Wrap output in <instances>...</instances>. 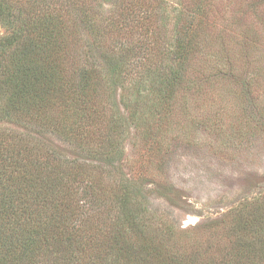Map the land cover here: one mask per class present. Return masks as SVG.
<instances>
[{
  "label": "rangeland",
  "instance_id": "1",
  "mask_svg": "<svg viewBox=\"0 0 264 264\" xmlns=\"http://www.w3.org/2000/svg\"><path fill=\"white\" fill-rule=\"evenodd\" d=\"M8 3L11 16L0 17V139L26 149L0 150V168L11 171L33 153L66 171L86 170L92 213L105 220L129 184L133 214L123 227L107 219L105 264H264V0ZM39 6L57 19L65 57L58 71L66 82L48 96L83 99L73 88L83 71L93 78L87 85L104 83L78 102L80 120L95 132L87 142L67 137L65 124L36 111L30 96L23 110L8 103L1 82L20 34L34 35L27 27ZM116 112L122 132L110 133L108 149ZM10 188L0 177V192ZM118 237L125 255L116 254ZM42 250L47 258L36 264H61Z\"/></svg>",
  "mask_w": 264,
  "mask_h": 264
},
{
  "label": "trees",
  "instance_id": "2",
  "mask_svg": "<svg viewBox=\"0 0 264 264\" xmlns=\"http://www.w3.org/2000/svg\"><path fill=\"white\" fill-rule=\"evenodd\" d=\"M9 1L0 0V17L3 19L11 16L12 8L8 9ZM39 7L37 11L43 13L37 15L33 23L27 27L34 35H29L25 31L20 34L22 44L12 59V69L5 74L4 83L1 82L10 92L8 103L13 105L15 110L17 107L23 110L30 96V100H35L32 106H35L36 111H47L65 124L64 131H69L67 137L87 142L92 140L91 134L94 131L91 129L92 124L86 126L80 120V115L84 113L77 107L78 102L81 104L83 100H90L88 95L90 91L99 90L101 93L104 83L98 78L87 85L93 78L87 71H83L79 74L81 80L78 84L74 83L73 87L75 92L76 89L84 91L83 99L60 104L56 98L48 96L50 91L54 90V86H63L66 82L65 76L58 71L59 66L64 65L65 57L56 39L54 20L57 19L48 13L45 6ZM92 21L94 19L88 21L90 28L94 26ZM82 81H84L82 87H78ZM108 91L111 94L113 88L110 87ZM111 117L116 123L107 133V144L103 143L108 149L115 147V143L110 140V133L118 136L122 132L120 115L116 112ZM88 118L90 120L91 116ZM0 140V150L7 148L20 155L25 154L20 152L25 151L26 142L17 141L10 147L9 144H5V139ZM30 155L34 156L33 160L18 159L11 171L6 167L0 168V177L11 182V188L7 193L0 192V264L39 263L47 258L41 257L45 253V250H42L45 247L50 250L51 256L54 255L53 260L61 264H105L106 259L103 258L106 255L102 245L108 236L105 229L107 219L114 225L123 227L124 220L131 218L128 216L133 214L129 205L136 200L137 195L132 194L129 197L126 193L129 184H122L121 188L125 190L123 192L125 194L116 201L117 206L112 209L115 214L109 212L106 220L102 217L96 218L92 213L95 204L92 198L95 184H92L94 180L89 172L84 169V172L66 171L60 162L52 160L50 156L42 160L36 158L33 153ZM107 159L113 161V158ZM16 169L18 172L14 176ZM17 181L20 182L18 186ZM135 207L138 209L139 204L136 203ZM119 240L118 237L116 254L125 255L127 248ZM61 245L63 248L58 250Z\"/></svg>",
  "mask_w": 264,
  "mask_h": 264
}]
</instances>
